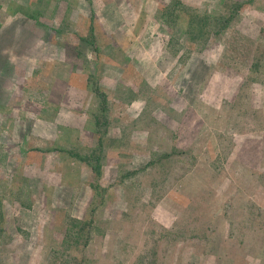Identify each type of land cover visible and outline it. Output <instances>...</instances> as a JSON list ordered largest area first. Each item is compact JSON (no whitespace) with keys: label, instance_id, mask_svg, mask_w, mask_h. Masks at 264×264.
<instances>
[{"label":"rangeland","instance_id":"1","mask_svg":"<svg viewBox=\"0 0 264 264\" xmlns=\"http://www.w3.org/2000/svg\"><path fill=\"white\" fill-rule=\"evenodd\" d=\"M0 264H264V0H0Z\"/></svg>","mask_w":264,"mask_h":264}]
</instances>
